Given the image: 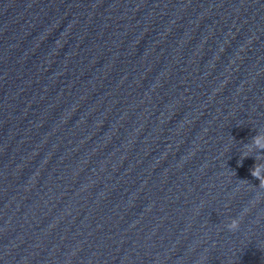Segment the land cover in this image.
<instances>
[{
  "label": "water",
  "instance_id": "1",
  "mask_svg": "<svg viewBox=\"0 0 264 264\" xmlns=\"http://www.w3.org/2000/svg\"><path fill=\"white\" fill-rule=\"evenodd\" d=\"M258 131L264 0H0V264H264Z\"/></svg>",
  "mask_w": 264,
  "mask_h": 264
},
{
  "label": "clouds",
  "instance_id": "2",
  "mask_svg": "<svg viewBox=\"0 0 264 264\" xmlns=\"http://www.w3.org/2000/svg\"><path fill=\"white\" fill-rule=\"evenodd\" d=\"M245 147L249 148L250 151L253 149L256 150V155L254 156L256 160L264 158V154H262L264 153V133L258 131L256 135L251 138V143L245 145ZM251 175L259 180L258 187L264 189V162L256 163L251 170ZM225 227L229 231H236L239 228V220L233 218L225 225Z\"/></svg>",
  "mask_w": 264,
  "mask_h": 264
}]
</instances>
